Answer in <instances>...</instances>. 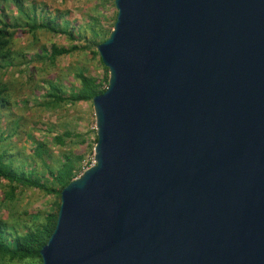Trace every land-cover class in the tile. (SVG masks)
Instances as JSON below:
<instances>
[{"label": "water", "instance_id": "1", "mask_svg": "<svg viewBox=\"0 0 264 264\" xmlns=\"http://www.w3.org/2000/svg\"><path fill=\"white\" fill-rule=\"evenodd\" d=\"M113 2L41 264H264V0Z\"/></svg>", "mask_w": 264, "mask_h": 264}, {"label": "rangeland", "instance_id": "2", "mask_svg": "<svg viewBox=\"0 0 264 264\" xmlns=\"http://www.w3.org/2000/svg\"><path fill=\"white\" fill-rule=\"evenodd\" d=\"M114 0H22V6L30 11L32 2L37 6V14L45 17L61 16L60 24L67 21V28L73 31L74 40L63 34H54L41 30L32 34L24 27L17 30L11 47L12 60L5 67H0V80L8 87L10 103L7 108L0 109V149L13 154V164L29 169L36 165L38 159L32 157L34 140L47 144L46 161L55 166L61 153L72 150L83 154L82 165L85 168L93 161V146L96 137L95 115L92 101H81L76 104L59 106L46 105L50 98L48 82L57 83L65 92L77 90L79 82L76 74L84 72L99 80L108 75L97 52L96 46L88 42L92 38L91 27L98 18L96 29H111L116 19ZM0 16L13 21L14 16L21 19L14 0H0ZM68 48L74 44L83 50L58 56L54 63L46 57L51 45ZM27 60L25 64L21 61ZM19 126L13 130L9 119H17ZM12 131V132H11ZM70 132L65 138V145H57L52 141L55 135ZM84 140V141H83ZM42 168L36 166L37 170ZM82 172L79 173V175ZM5 181L0 183V218L8 224L15 225L21 232L27 224L36 223L41 212L55 211L60 198L56 195H44L36 189L18 187L13 200L5 199L7 190ZM10 207L9 209L7 208ZM38 212V213H37ZM13 231V230H12ZM6 262H10L6 259Z\"/></svg>", "mask_w": 264, "mask_h": 264}, {"label": "trees", "instance_id": "3", "mask_svg": "<svg viewBox=\"0 0 264 264\" xmlns=\"http://www.w3.org/2000/svg\"><path fill=\"white\" fill-rule=\"evenodd\" d=\"M20 12L21 19L14 16V20L0 16V67H5L12 60L11 45L17 30L24 27L28 32L35 34L41 30H47L54 34H63L69 40H74L73 31L67 28V21L63 20L60 24L61 16L59 14L53 17H45L44 14H37V6L34 2L30 5V11L25 10L22 6V0H14ZM95 24H99V19H93ZM91 27L92 38L87 39L94 46L103 42L108 37L113 28L105 31L102 28L96 29V25ZM83 46L74 44L68 48L60 47L55 44L51 45V50L46 56L51 63H54L58 56L67 55L76 50H83ZM27 60L21 61L20 64L27 63ZM107 70L106 67H104ZM79 87L70 93L65 92L57 83L51 80L48 84V92L46 95L50 98L46 105L59 106L62 104H76L81 101H91L95 95H98L106 89L108 85V75L102 80L94 76L79 72L76 74ZM10 103L8 87L5 82L0 80V109L7 108ZM1 117V116H0ZM9 125H14L13 130L19 126L17 119H9ZM13 127V126H12ZM12 132V131H11ZM4 136L3 132L0 133ZM71 136L70 132H64L62 135H55L52 139L57 145H65V138ZM84 141V140H83ZM97 141L95 137L94 145ZM34 148L32 157L38 159L36 165L23 169L13 164V154L6 149H0V183L6 182L7 190L5 191V199L13 200L18 187L36 189L44 195H56L60 198V191L73 178L83 172L84 167L82 161L83 154L75 153L67 150L61 153V158L55 166L48 164L46 161L47 144L44 141L34 140ZM94 147V146H93ZM41 165L40 170L36 166ZM9 209L10 207L7 206ZM59 203L55 211L40 214L36 223L26 224L22 231L15 229V225L8 224L7 220L0 218V264H41L40 249L47 242L56 223ZM38 213V212H37ZM13 230V231H12ZM8 259L10 262H6Z\"/></svg>", "mask_w": 264, "mask_h": 264}, {"label": "built area", "instance_id": "4", "mask_svg": "<svg viewBox=\"0 0 264 264\" xmlns=\"http://www.w3.org/2000/svg\"><path fill=\"white\" fill-rule=\"evenodd\" d=\"M94 163H95V161H93V163H92V164H94ZM92 164H91V165H92Z\"/></svg>", "mask_w": 264, "mask_h": 264}]
</instances>
